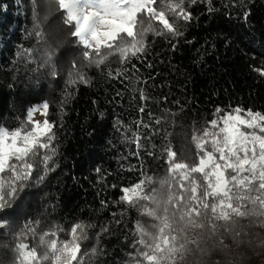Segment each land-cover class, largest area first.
Wrapping results in <instances>:
<instances>
[{"label": "trees", "instance_id": "obj_1", "mask_svg": "<svg viewBox=\"0 0 264 264\" xmlns=\"http://www.w3.org/2000/svg\"><path fill=\"white\" fill-rule=\"evenodd\" d=\"M183 7L188 21L166 12L180 36L138 14L144 21L143 33L136 29L139 52L122 53L113 42L111 50L89 49V62L85 46H73L72 37L57 48L59 71L50 76L40 66L42 0H0V127L30 128L29 109L46 102L44 120L53 124L55 149L12 206L0 211V264H19L20 235L49 256L44 264H55L39 237L70 240L74 224L84 226L79 264H134L143 252L135 222L146 217L120 199V189L160 178L177 164L194 166L217 108L220 116L236 108L264 115V0H183ZM174 175L177 192L191 195L196 182L206 198L203 175L185 181L183 189L178 170ZM228 188V198L217 193L209 206L228 199L232 206L264 210L257 180L241 188L228 181Z\"/></svg>", "mask_w": 264, "mask_h": 264}, {"label": "snow or ice", "instance_id": "obj_2", "mask_svg": "<svg viewBox=\"0 0 264 264\" xmlns=\"http://www.w3.org/2000/svg\"><path fill=\"white\" fill-rule=\"evenodd\" d=\"M60 8L65 13V20L69 25H74L76 31L73 37H79L82 45L85 46V55L88 54L90 43H95L97 47H109L116 40L120 33L133 35V21L138 14H147V19L158 21L163 26V30L171 33L173 36H180L182 33L169 21L166 12H172L184 21L191 19V14L186 12L183 7V0H168L167 3L158 10L154 5L157 0H58ZM83 4L98 8L104 13L103 40L90 41L86 33L90 30L92 21L82 30V19L80 7ZM163 9V10H162ZM248 14L245 13V16ZM37 33V36H40ZM142 48H134V52L142 51ZM91 62V60H89ZM258 71H260L258 69ZM45 116L47 115L48 104L42 105ZM36 108H30L28 111L29 127L17 128L11 132L0 127V211L12 206L15 200L24 188L28 186L33 171L40 165L47 166L51 156L49 151L55 152L51 148L53 139V124L47 119L43 124L39 121L31 119L32 113ZM217 119L211 120L210 131L207 136L210 139L204 140L197 146L200 153L194 166L175 165L179 170L181 179V188L183 189L185 181H191L192 177L197 174H208L209 179L205 187L209 192L205 194L206 198L201 199L199 192L200 186L193 182L190 189L192 196L193 211H197L201 207L209 206V199L214 198L219 192H226V175L232 168L241 167L250 161L238 159V153H247L251 149L253 159L256 158L257 147L260 150V160L264 161V115L259 112L252 113L249 110L245 115H241V109L236 108L231 112L224 113L220 116L221 109L217 108ZM41 150L44 155L40 159ZM171 163V158L169 160ZM259 163V162H258ZM3 174H9L10 179L4 180ZM261 175L264 176V170ZM142 188L141 183L133 185L131 188L122 187L120 190L123 195L120 197L122 201H129ZM10 189V190H7ZM183 196H181V200ZM221 209L231 208V204H226L223 199L218 202ZM3 226V224H0ZM84 226L74 224L71 229V239L58 241L54 238H48V234L40 235L39 239L42 245L51 250L50 255L55 257L56 264H64L66 260H70L71 264L76 261L79 264L78 253L81 251L80 242L85 239L83 233ZM26 230H28L26 228ZM35 236V233H33ZM55 236L56 233H52ZM20 242L15 249L19 264H44L49 260V256H41L35 247L29 248V245L23 242L24 236L20 235ZM168 239L165 238V244ZM57 252L59 255L57 256ZM148 261L153 260L152 256L147 257Z\"/></svg>", "mask_w": 264, "mask_h": 264}, {"label": "clouds", "instance_id": "obj_3", "mask_svg": "<svg viewBox=\"0 0 264 264\" xmlns=\"http://www.w3.org/2000/svg\"><path fill=\"white\" fill-rule=\"evenodd\" d=\"M43 14L39 24L44 32L41 37L43 54L40 66L50 76H56L59 65L54 59L57 48L66 46L76 31H65L69 26L64 18V11L58 0H42ZM163 10V9H162ZM82 30L92 21L86 33L90 41L104 39V13L98 8L83 4L80 7ZM53 16H59L53 21ZM133 35L120 33L117 35L115 48L120 52L133 49L138 43L137 27L143 33L144 21L138 16L134 19ZM147 30H153L151 22ZM71 40V44L82 45L79 37ZM53 39L59 46L53 45ZM111 46L108 48L111 50ZM104 46L97 47L93 42L89 49L100 52ZM105 53L102 59L107 58ZM86 61L92 59L91 52H82ZM181 165H187L181 164ZM169 168L168 173L160 178L150 176L146 182L149 187H142L131 200L125 201L134 207L144 220L135 222L137 242L143 252H137L138 259L134 264H264V210L244 209L238 205L221 209L213 203L193 211L192 196L176 191L179 180ZM209 179L208 174L203 176ZM181 196L183 199L181 200ZM165 238L168 243L165 244ZM153 260L148 261L147 257Z\"/></svg>", "mask_w": 264, "mask_h": 264}, {"label": "rangeland", "instance_id": "obj_4", "mask_svg": "<svg viewBox=\"0 0 264 264\" xmlns=\"http://www.w3.org/2000/svg\"><path fill=\"white\" fill-rule=\"evenodd\" d=\"M81 2H82V0H81ZM35 108L37 110L32 113L31 119L33 121H39L41 124H43L44 114H42V113L44 112V109L42 108V105H39ZM246 113L247 112L241 111L240 114L245 115ZM9 132H11V131H9ZM256 153H257V155H256L255 160L253 159V153H252L251 149H249V151L247 153H243L242 151L238 153V159L250 161V163H247V164H245L241 167H238V168L230 169L233 171V175L229 174V173H227V175H226V180H227L226 192H219V193L223 194L224 196H227V198H228V195H227L228 190H229L228 181L229 182L233 181L237 187L241 188V187L247 186L248 183H251V182L257 180V185L262 189V191L258 197L260 198L261 202H263V204H264V176L261 175L262 170H264V161L260 160L261 154H260V150L258 147L256 149ZM178 172H179V170H178ZM224 201L226 204H230V200L226 199ZM216 204H218V203H216ZM54 262H55V258H54ZM55 264H56V262H55Z\"/></svg>", "mask_w": 264, "mask_h": 264}]
</instances>
